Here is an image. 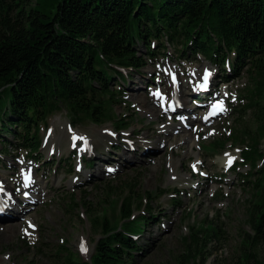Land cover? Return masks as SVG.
Here are the masks:
<instances>
[{
	"label": "trees",
	"instance_id": "16d2710c",
	"mask_svg": "<svg viewBox=\"0 0 264 264\" xmlns=\"http://www.w3.org/2000/svg\"><path fill=\"white\" fill-rule=\"evenodd\" d=\"M167 45L178 57L199 53L220 66L229 62L232 77L245 71L250 79L243 89L247 102L236 112L253 109L256 129H237L210 144L222 149L228 138L235 142L238 133L250 139V147L242 149L243 163L250 164L244 176L256 175L249 182L253 198L261 201L251 203L253 233L243 236L241 249L264 244V162L253 171L261 156L256 135L264 130V0H0V142H9L10 134L15 149L25 148L34 156L39 152L41 123L61 109L76 124L117 119L111 102L119 101L122 85L132 76L126 77L121 69L140 73L148 58L157 51L165 53ZM238 116L234 118L242 117ZM113 189V184L104 185V202ZM134 192L131 188L121 199V225H112L106 217L93 218L100 237L89 260L62 245L57 256L65 264L132 261L141 250L134 234L143 232L154 217L130 219ZM173 202L180 203L178 198ZM205 224L207 229L192 227L184 237L185 261L203 264L211 253L206 249L209 241L224 236L218 220ZM254 254L244 252L240 264H264V255Z\"/></svg>",
	"mask_w": 264,
	"mask_h": 264
},
{
	"label": "rangeland",
	"instance_id": "374dc122",
	"mask_svg": "<svg viewBox=\"0 0 264 264\" xmlns=\"http://www.w3.org/2000/svg\"><path fill=\"white\" fill-rule=\"evenodd\" d=\"M140 51L145 56V48L141 47ZM166 51L167 56L174 60L182 78L187 76L189 68H196L199 72L203 66L211 65L216 69L217 80L221 84L223 73L230 72L227 65L215 66L201 54H189L188 58H179L173 46H168ZM156 54L155 58L142 68V73L131 69L123 70L125 76H132L128 78V83L122 85L125 94L123 93L118 102H111V113L115 114L117 119L76 124L71 121L66 110L61 109L48 116L46 123H41L40 139L44 134L50 138L48 143L40 148L39 153L35 154L36 158L42 155V158L35 162V167L36 177L41 179V184L46 188L36 193L37 198L30 202L35 203L33 208L22 214V217H16L14 220L0 218V264H20L28 260H33L35 264H65L61 256L56 254L60 245L76 252L83 260H89L96 240L100 237V230L93 218L100 220L101 217H106L112 225H121V199L130 193L131 188L135 192L133 215L130 219L137 220L141 215H154V218L143 232L134 234L141 250L135 251L132 261L123 264H197V260L195 263L193 260L185 261L182 256L186 248L184 237L189 235L192 227L207 229L209 226L205 222L217 220L224 236L220 240L213 238L209 241L206 249L211 253L203 264H240L244 260V252L250 251L255 253L254 257H263V241L241 249L243 236L247 232L253 233L249 221L251 203H260L261 198H253L250 183L242 182L248 181L249 178H237L221 161L226 154L234 153L237 157V169L244 172L248 165L243 166L239 162L242 159L241 149L250 147V139L244 133H238L237 140L234 142L228 138L222 149L214 150L209 144L216 138L231 136L237 129H256L253 109H248L237 120L234 117L239 114L233 113L234 109L247 102L241 97L243 89L251 83L247 73L241 71L239 75L230 77L229 81H223L224 87L228 86L226 90L231 88L233 92H237L238 97L231 101L228 111L219 119L209 125L199 124L201 132L199 129H179L173 132L171 127L166 131L165 126L176 121H167L148 94L154 77L157 76L166 83V75L162 72L165 55L159 51ZM187 80L185 77V82ZM146 82L149 85L143 90ZM111 83L115 85L113 81ZM187 87L184 86L187 91L184 95L188 94ZM187 104L189 105V101ZM146 109H153L155 115L147 114ZM66 125L80 135V145L84 139L89 141V149L92 150L90 157L99 158L92 165H88L90 157L83 156L88 174L82 181H71L75 170L69 164L72 162L74 165L79 153L75 156L69 150ZM209 127L215 129L214 134L207 132ZM262 127L264 128V125ZM194 132L199 133V147L198 139L193 137ZM125 135L136 140L135 150L128 149L123 140ZM183 135H188L189 139L197 142L196 145L193 144L195 153L191 152V144L188 138L182 137ZM6 138L9 142H0V179L5 178L9 187L12 185L15 195L21 197L20 191L17 190V169L20 163L15 157L25 154L28 157L27 151L16 152L12 144L15 139L13 140L10 134L6 135ZM256 140L258 153L261 154L256 157L258 169L264 162V130H259ZM150 145H154L153 148L145 149ZM51 147L55 149L54 154L48 152ZM113 160L118 161L121 167L110 173L107 166L111 165ZM199 161H202L201 169L208 174V179L202 185L197 183L196 177L200 175L194 171V168L198 167L196 162ZM79 181L81 183L74 184ZM107 184H113L115 189L113 195L107 197L104 202L103 187ZM195 185H198V188H195ZM174 198H178L180 203H174ZM138 202L140 207H137ZM26 206L29 205L23 207ZM94 213L98 217H93ZM27 217L37 224L35 230L27 228Z\"/></svg>",
	"mask_w": 264,
	"mask_h": 264
},
{
	"label": "bare ground",
	"instance_id": "6f19581e",
	"mask_svg": "<svg viewBox=\"0 0 264 264\" xmlns=\"http://www.w3.org/2000/svg\"><path fill=\"white\" fill-rule=\"evenodd\" d=\"M191 79H192V81H194V78L193 77H191ZM180 92H181V94H185L187 91H186V89L184 88V85L181 87V89H180ZM182 95V96H183ZM185 101H187V99H185L184 100V103H185ZM186 103H188V101L186 102ZM187 106H188V104H187ZM146 111V113L147 114H149V115H155V111L153 110V109H146L145 110ZM191 120L193 121V118H191ZM166 128H165V130L167 131V130H170V127L172 128V129H174L175 130V125H174V123H172V124H169V125H166L165 126ZM173 131V130H172ZM107 134L110 136L111 134H109V132L107 131ZM182 137H184V138H188V142L191 144V148H190V150H191V152L192 153H195V151L193 150V144H195L196 145V143L194 142V141H192L191 139H189V136L188 135H183ZM197 154V153H196ZM228 156V155H227ZM226 156V157H227ZM226 157H224V158H221V161H222V163L225 165V159H226ZM196 164V163H195ZM197 165V164H196ZM198 166V165H197ZM196 168V167H195ZM0 180H2V181H4V182H6L7 183V186H9L8 185V181H6V179L5 178H1ZM37 184H39L40 186L37 188V190H33L32 191V198H37V196H36V193H38V192H40V191H43V189H45V187L43 186V184H41L42 183V181H41V179H37V182H36ZM39 196H40V193H39ZM8 199V198H7ZM22 214H24V213H22ZM16 218V217H15ZM28 218V217H27ZM255 255V254H254ZM254 257V256H253Z\"/></svg>",
	"mask_w": 264,
	"mask_h": 264
},
{
	"label": "snow or ice",
	"instance_id": "6c2138e0",
	"mask_svg": "<svg viewBox=\"0 0 264 264\" xmlns=\"http://www.w3.org/2000/svg\"><path fill=\"white\" fill-rule=\"evenodd\" d=\"M206 79H207V77H205V80H206ZM220 110H221V111H223V108H222V106L220 107Z\"/></svg>",
	"mask_w": 264,
	"mask_h": 264
}]
</instances>
